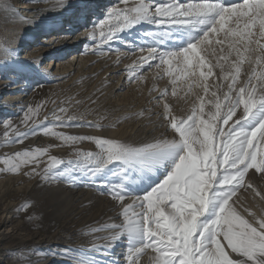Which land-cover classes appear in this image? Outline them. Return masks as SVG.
Returning <instances> with one entry per match:
<instances>
[{
	"label": "snow or ice",
	"instance_id": "obj_1",
	"mask_svg": "<svg viewBox=\"0 0 264 264\" xmlns=\"http://www.w3.org/2000/svg\"><path fill=\"white\" fill-rule=\"evenodd\" d=\"M119 3L123 7L112 8L104 20L94 25L92 39L96 28L100 29L102 42L107 43L138 24L156 26V31L145 34L151 42L138 47L141 53H148L140 56V63L149 68L154 66L149 61H158L157 67L167 65L169 76L175 64L191 81L189 93L196 97L191 111L177 115L164 103L158 116L165 133L137 143L31 127L12 142H23L25 137L43 131L60 141L58 146L72 148L75 159L62 170L53 171L63 161L50 156L48 148H37L5 159L3 163L8 167L0 171L17 173L22 166L32 165L25 175L45 181L66 177L75 186L72 174L79 170L90 177L88 186L94 187L98 176L116 166L111 173L115 182L101 184L107 189L102 194L116 202L120 210V223L93 229V233L109 235L95 237L92 250L107 252L122 237L126 238L124 264H140L148 249L155 253L152 264H264V217L249 213L252 219H246L234 200L242 188L252 189L264 199L252 183H245L250 169L264 174V0H240L230 6L223 0ZM113 19L117 23L110 24ZM174 30L185 31L183 46L161 51L159 46L168 40L180 42ZM136 50L133 48V54ZM14 52L6 49L8 55ZM207 56H216V62H206ZM246 63L250 66L248 72L244 70ZM217 68L219 72L215 73ZM242 73L246 79H241ZM211 76L218 82L209 84ZM172 94L176 95L175 90ZM165 96L162 94L161 99ZM205 96L209 97L207 101ZM38 111L39 106H29L21 123L27 125L31 120L35 124ZM59 113L66 114L67 109L61 107ZM53 115L59 122L53 127L99 126L87 121L74 125L72 121L78 119L75 115L67 119L55 111ZM10 127V122L4 124L5 136ZM83 141L94 143L99 151H80L76 146ZM44 156L48 157L47 166L41 169ZM162 168L167 172L165 178L143 195L127 187L131 173L142 178ZM101 239L107 243L98 246L96 241ZM70 253L74 254V250L61 249L69 264H86L85 259L73 260Z\"/></svg>",
	"mask_w": 264,
	"mask_h": 264
},
{
	"label": "bare ground",
	"instance_id": "obj_2",
	"mask_svg": "<svg viewBox=\"0 0 264 264\" xmlns=\"http://www.w3.org/2000/svg\"><path fill=\"white\" fill-rule=\"evenodd\" d=\"M42 1L40 6L32 7L25 2L19 4L14 3L15 5L11 6L9 3L10 1H4V4L2 5L1 3L2 6L0 5V169L8 167V165L3 163L5 159L13 157L17 152L31 150L32 148L37 149L38 145H40L39 148H48V154L50 156H55L64 151V147H58V142L56 140H54L55 142L51 140L48 142V137L44 136H40L36 139L28 136L24 138L23 142L13 143L12 141L17 140L19 133L28 132L31 127H37L41 122L47 121L44 116L46 111L51 109V107L53 108V103L60 99V94L72 85L71 81L77 77L83 76L88 70L87 65L95 61V58L97 60L98 58H102L88 55L91 52L97 54L98 52L95 50L99 49L101 45L97 43L96 38L92 39L90 35L94 31L92 29L94 28L92 23H95V21H92V19L95 18L92 14H100L101 12L97 9H104L105 7L107 12H109L114 7L108 6L116 0H104L102 2L101 0H97L95 4L89 3L88 1L85 2V0L79 2L76 0V2L74 0ZM101 3L103 6H101ZM6 6H9L7 11H5ZM89 18L90 20H88ZM65 23L69 24V30L64 28ZM61 30L63 31L61 32ZM46 36H50L51 39L47 41V39H45ZM96 36L97 34L95 33V37ZM31 43L35 45L33 46ZM119 43L122 47L108 54L110 56H108L107 60L116 63L115 72L124 70L125 73L123 74H125V77H132L134 82L130 88L134 89L135 80H146L150 76V72H144L148 65L140 63L139 68L146 67V69L143 71L141 70L139 76L135 72L133 73L130 66L128 67V60L133 58V56L128 52L122 51V48L130 46L126 43V40H122L121 42L119 39H115L110 43V47H106V49L114 50L115 47L113 46H117ZM37 45H41V47ZM6 49H14L15 52L12 55H8ZM145 54L148 55L146 51ZM54 57H58L56 66L52 63ZM44 58H46L45 61L50 60L46 67L41 69L37 65ZM104 60L106 59L104 58ZM151 62L152 61H149V63ZM101 63H103V61L96 66L98 67ZM52 64L54 66L50 68ZM23 73L27 75L33 74L34 78L42 77L44 80L36 82L29 90L30 87L25 84L27 82L26 79L29 80V76L23 75V81H20L18 78ZM126 80L128 81V79ZM13 81H18V83ZM69 91L70 90H68V92ZM29 106L33 109L39 106V111L34 117L35 124L30 120L28 124L25 125L21 123V121ZM39 113L42 115L39 116ZM8 122L11 123V127L7 129L8 135L5 136L4 124ZM52 143L54 144L51 145ZM42 160L44 162L41 164L44 166H40L41 169L46 167L48 157L44 156ZM31 169L32 165H28L22 166L21 170L17 173L0 171V185L4 183L8 185L11 182L15 183L17 181H27L26 179L29 175H25L24 173L30 172ZM114 170H116V166L109 170V173L104 172V174H101V178L99 177V181L97 180L98 182H96L97 184L94 187L88 186L91 182L81 181V178L77 179L75 186L67 185L63 183V180L60 184L46 181L45 187L43 188L47 192L49 206L53 209H57L58 206H61L62 198H58L61 197L58 193L63 196H68L70 199H72L73 196L74 201L77 203L76 205L81 209L80 211L88 215L84 225L80 227L77 226L74 230V236L78 238V241L75 243H66V241H52V239L46 237H36L30 239L26 246L14 245L12 247L0 249V264H69L68 259L61 254V249L63 248L73 249L74 254H69L72 256V259H85L86 264H91L92 261H95V264H117V262L118 264H124L122 253L128 247L126 238L122 237L119 241L114 243L107 252L101 250L99 253L92 250V241L95 237H107L109 235L108 232L93 233V229L105 225L107 226V224L113 222L120 223V210L116 202L111 200L108 195L105 196L104 194L105 198L103 199H106L104 207H98L97 204H90V206L85 205L88 198L95 192L94 189H100V186H102L101 183L105 180L106 184L107 182L108 184L115 182L116 178L111 175ZM82 173L83 172H80V174ZM166 174L167 172L163 168L142 178L138 177L137 174L133 172L128 178L130 182L127 184V187L136 195H143L148 191H144V189L156 186L165 178ZM261 177L264 178V174ZM44 181L45 180L38 177L36 187L42 188ZM65 181L66 180H64V182ZM149 184L151 186L148 188ZM54 188H56V192ZM254 188L258 191L256 187ZM245 190L246 189L242 188L237 193V196L234 197V200H237V207L240 213L249 220L252 219V215H249V213L254 214L257 218L264 217V199L257 196L252 189ZM16 199L17 198H13V200ZM92 199L93 198L89 199V203ZM243 199L253 201L256 206L252 207L248 200L244 201ZM3 201H8V197L0 200V202ZM127 202L130 201H126V203ZM11 204L13 208L16 206V202ZM245 209H247V211H245ZM1 225H4V222H1ZM11 227H13V231H20L19 224L17 223ZM10 237L9 231H0L1 239ZM96 243L98 246H103L107 243V240H97ZM36 249H41V251H38L36 256L31 258V253ZM13 252H17L18 255L13 256ZM74 255H76V258H73ZM153 256H155V253H153L151 249H148L146 253L141 256L140 264H152L151 257ZM100 259H103L104 262L100 261Z\"/></svg>",
	"mask_w": 264,
	"mask_h": 264
},
{
	"label": "rangeland",
	"instance_id": "obj_3",
	"mask_svg": "<svg viewBox=\"0 0 264 264\" xmlns=\"http://www.w3.org/2000/svg\"><path fill=\"white\" fill-rule=\"evenodd\" d=\"M4 1H10L9 3L11 6L15 5L14 3L19 4L25 2L31 7L40 6V4H42L43 2L42 0H0V5L1 3L3 5ZM76 1L79 2L81 0ZM87 1L89 3L91 2L92 4H95V2H97V0H85V2ZM102 1L104 0H101V2ZM167 2L168 0H157V3ZM181 2H202V0H181ZM238 2H240V0H223V3L226 6H230ZM101 6H103L102 3ZM108 7H123V5L119 3V0H116ZM97 10L101 13L97 15L92 14L93 16H95V18L92 19V21H95V23H92V25L98 24L100 21L104 20L108 13L106 7L104 9L100 8ZM88 20H90V18ZM115 23H117V21H115L114 19L110 21V24ZM64 25L65 29H70L68 23H65ZM228 26L229 25H226V27ZM155 28L156 26H153L152 24L141 23L130 30H125L119 33L118 37L116 38L121 42L122 40H126V43L130 45L127 48H122V51L128 52L131 56H133V58H130L128 60V67L130 66V69L133 70V73L135 72L136 74H138V76L141 70L143 71L144 69H146V67L139 68V58L141 55L147 56L145 52L141 54V52L138 50V47L144 46L146 41L151 42L150 38H148L145 34L156 31ZM92 29L94 30V28ZM255 30H258V26ZM62 31L63 30H61V32ZM105 31H107V28L105 29ZM95 33L97 34V36L95 37L96 41L101 45L99 49L95 50L96 52H98L97 54L91 52L88 55L99 56L102 58H98V60L95 58V61L88 64L89 66L87 65L88 70L84 73L83 76L77 77L76 79L71 81L72 85H70L68 89H65L60 94V99L53 103V108L51 107V109H48L46 111L44 116L46 117L47 121L41 122L39 126H37L38 128L44 129L45 127H52L53 131L63 132L67 135H88L105 139H116L121 142L137 143L142 141H149L154 136H161L165 133V128L160 126L161 120L158 116V114L163 111L164 103H168L177 115H185L191 111L192 102L196 99L194 95L189 93L188 85L189 83H191V81L186 75H184L177 69L175 64L171 69L172 74L171 76H169V69L167 65L157 67L155 65L158 64V61H152L151 64L154 66L152 68L147 67V69L144 71L150 72V76L148 77V79H140L139 81L135 80V85L133 86L135 88L132 89L130 88L132 86V83L134 82V80H132V77H125V74H123L125 73L124 70L115 72L116 63L107 60L108 56H110L108 54L113 53L117 49H120L122 46L120 45V43L117 46L114 44L115 46L113 47H115V49L108 50L106 49V47H110V43L115 39L107 43H103V38L100 36V29L96 28ZM173 35L180 42L176 43L173 40H168L166 41V45L159 46L161 51H165L168 48L176 49L183 46V42L187 38L185 31L174 30ZM222 36L223 33H221V37ZM45 39H47L48 41L51 38L50 36H46ZM261 43H264V40H262ZM31 44H33V46L35 45L34 43ZM37 46L41 47V45ZM135 47L137 48V51H135V54H133V48ZM253 47H256V45H253ZM225 49L227 50L226 44ZM104 58L106 60H104ZM234 58V56L230 57V60ZM57 59L58 57H54L52 60V63L55 64V66ZM45 60L46 58L42 59L37 66L41 69L45 68L50 59L47 61ZM101 61H103V63H101L97 67L96 65ZM206 62L214 64L216 62V56H207ZM53 64L50 68L54 66ZM244 70L245 72H248L250 70V66L247 63L244 65ZM214 72L218 73L219 69H214ZM23 75L27 74L23 73L21 76H19L18 78L20 81L24 80ZM27 76H29V80L26 79L27 82L25 84L30 87L29 90L36 82L44 80V78L42 79V77L34 78L33 74ZM246 78L247 77L242 73L241 79ZM126 79H128V81ZM173 81H175V83H173ZM13 82L18 83V81ZM213 82H218L216 81L215 76L209 77L208 83L211 84ZM68 90H70L71 92H68ZM173 90H175L176 95L172 94ZM193 91H200V89H193ZM164 93H166V96L164 97V99H161V96ZM201 95H203L202 92ZM208 99L209 97L205 96V100L207 101ZM76 101H80L81 103L77 104ZM157 101H159V103H157ZM61 107L67 109L66 114L59 113V108ZM54 111L56 112V114L60 115L62 119H67V117L73 115L78 117L77 120L72 121L74 125L87 121L99 126L53 127V125H57L59 123L55 120V117L53 115ZM41 115L42 114L39 113V116ZM40 136L48 137V142L49 140H51L52 142H55L54 140H56L58 142V145H60V141H58L54 136L45 135L43 131H38L35 135H31L29 137H34L36 139ZM53 144L54 143H52L51 145ZM39 147L40 145H38V148ZM58 147H64V151L61 153L57 152L58 154H56L54 157L60 159L61 161H63V163L58 165L55 169H53V171H60L67 165L68 161L75 159L72 148L68 146ZM76 147L80 151L84 152L91 151L95 153L99 151L97 146L89 141H83ZM31 150H33V148ZM40 166L42 167L44 165L40 164ZM114 167L115 166H110V168L106 169L105 172H108ZM72 175L74 178V183H76L77 179L80 178L81 181L91 182V179H89L90 177L85 173L80 174L79 170H77ZM262 175L263 174L255 173L254 169H250L249 173L245 177V183H252L259 192L264 194V178L261 177ZM99 177L100 176L96 178V182L99 181ZM60 178L50 181L51 183L57 182L58 184H60L63 180V183L71 185L70 183H68L66 177ZM26 180L27 181L25 182L17 181L15 183L11 182L8 185L7 183L0 185V200L8 197V201L0 202V231H9L11 235L10 238H0V249L12 247L14 245L26 246L27 242L30 239L36 237H46L52 239V241H66V243H75L76 241H78V238L74 236V230L77 226L80 227L84 225L88 215L80 211L81 209L76 205L77 203L74 201L73 196L72 199H70L68 196H63L62 194L58 193L59 195H61V197L58 198H62V203L61 206L57 207V209H53L51 206H49L47 192L43 188L45 187L46 181H44V183L42 184V188H37L36 181H38V176L31 175L28 176ZM64 180H66L67 182H64ZM103 183L106 184V180ZM150 186L151 185L149 184L148 188ZM150 189L151 188L144 189V191ZM94 190L96 193H92V196L88 198V201L85 205L90 206V204H97L98 207H104L106 199H103L105 197L102 193L106 192L107 189L103 186H100V189ZM247 190L249 189H246L245 191ZM54 191L56 192V188H54ZM13 198L17 199L13 200ZM90 198L93 199L89 203ZM243 200L245 201L248 199ZM13 202H16V206H14L15 209L11 204ZM248 202L252 207L256 206L253 201L248 200ZM1 222H4V225H1ZM16 223L19 224V232L15 230L13 231V227H11ZM38 251H41V249L33 250V252L31 253V258H34ZM12 254L13 256L18 255L17 252H13ZM73 258H76V255H74ZM100 261L104 262L103 259H100Z\"/></svg>",
	"mask_w": 264,
	"mask_h": 264
}]
</instances>
